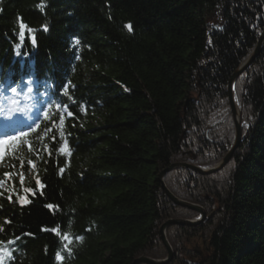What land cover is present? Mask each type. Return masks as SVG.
Instances as JSON below:
<instances>
[{
	"label": "trees",
	"instance_id": "trees-1",
	"mask_svg": "<svg viewBox=\"0 0 264 264\" xmlns=\"http://www.w3.org/2000/svg\"><path fill=\"white\" fill-rule=\"evenodd\" d=\"M263 33L264 0H0V99L39 120L2 162L32 161L37 180L21 202L1 195L0 264L165 260L161 226L198 214L170 202L159 175L227 156L229 82ZM13 87L47 108L17 100ZM235 96L242 142L229 164L165 178L208 215L197 228L168 230L169 264H264V48ZM198 238L204 261L187 248Z\"/></svg>",
	"mask_w": 264,
	"mask_h": 264
},
{
	"label": "bare ground",
	"instance_id": "bare-ground-1",
	"mask_svg": "<svg viewBox=\"0 0 264 264\" xmlns=\"http://www.w3.org/2000/svg\"><path fill=\"white\" fill-rule=\"evenodd\" d=\"M17 93L20 94L18 95V97H17ZM17 93H16L17 100L19 101L25 100L29 107L32 108L34 103L36 102V104L40 108H42V110H45L47 108V106L40 100V98L36 96H32L30 94H25L22 91H17ZM9 113L12 114L13 119L20 120V123L16 125L15 129L5 126L6 121L4 117H6ZM38 121L39 120L36 121L35 113H31L30 115H24L18 106H13V104L8 100L1 102L0 99V132H7L11 135L17 134V131H23L29 133L32 131L33 127L38 123ZM5 156L6 154L2 158H0V198L1 195L3 197H7L8 199H11V197H16V201L21 202V200H24L26 197H29L31 195V191H25V189H29V186H27L26 184L30 181V179L32 181L37 180L36 175L30 172L35 170V165L30 160L19 159L16 163L7 166L4 163H2ZM9 203L12 204V201H10ZM202 209L204 210L203 207ZM205 220L203 221L201 215L198 213V219L192 220L191 222H197V221L205 222ZM0 232H1L0 233V237H1L2 236L1 227H0ZM165 236L167 237V233H165ZM1 242L6 243V241H1ZM0 258H1V248H0Z\"/></svg>",
	"mask_w": 264,
	"mask_h": 264
},
{
	"label": "water",
	"instance_id": "water-1",
	"mask_svg": "<svg viewBox=\"0 0 264 264\" xmlns=\"http://www.w3.org/2000/svg\"><path fill=\"white\" fill-rule=\"evenodd\" d=\"M264 46V33L262 34V36L259 39L258 45L256 50L254 51V53L250 56V58L237 70V72L233 75V77L231 78L230 82H229V86H228V97H229V102H230V106H231V111H232V115H233V119L235 122V140H234V144L232 146V148L230 149V151L228 152L227 156L224 158V160L218 164V166H216L215 168L209 170V171H204L198 167H194V166H190V165H172L171 167H169L167 170L163 171L158 178V182L161 184V188L163 190V192L166 194V196L176 205L182 208H186L189 210H193L197 213H199L203 219V221L206 218V213L204 212V210L196 205L193 204H189L186 202H182L178 199H176L175 197H173V195L167 190L165 184H164V178L167 174H169L170 172H172L173 170L176 169H186L188 171H192L198 175H211V174H215L219 171H221L222 169H224L229 162L231 161V159L233 158L234 152L239 148L242 139V131H241V113L238 109V105L235 101V97H234V85L238 79V75L243 73L245 70H247L248 68H250L253 63L255 62V60L261 55L262 53V48ZM202 221H197V222H191V221H170L166 224H164L160 230H159V236H160V240L162 242V244L164 245V247L167 250L168 253V258L164 261H156V260H152L149 258H140L135 260L132 264H169L174 257V253L173 250L171 248V246L169 245L167 238L165 236V231L172 225H179V226H197L199 224H201Z\"/></svg>",
	"mask_w": 264,
	"mask_h": 264
},
{
	"label": "snow or ice",
	"instance_id": "snow-or-ice-1",
	"mask_svg": "<svg viewBox=\"0 0 264 264\" xmlns=\"http://www.w3.org/2000/svg\"><path fill=\"white\" fill-rule=\"evenodd\" d=\"M20 32H19V36H24L25 31H26V26L23 24L22 20L20 22ZM125 28H127V30L129 32L132 31V25L131 24H127L125 25ZM80 41L77 39L75 40V44L79 45ZM17 55H19V52H17ZM29 84H31V81L28 82ZM18 88L17 87H13L11 89L12 93H17ZM33 91V89L31 87H29L28 89V93H31ZM61 95H67L66 90H62ZM57 107H59V103H57ZM69 115H71V113H69ZM44 116L45 118L48 116V112H44ZM5 121H6V127H10L15 129L16 125L20 123L19 119H13L12 114L9 113L6 117H4ZM61 123H63V116H61ZM36 127H39V125L37 124ZM35 129H33L34 131ZM28 133L27 132H23V131H17V134L15 135H11L7 132H0V158H2L8 151V148L11 146H14L17 144V142H19L23 137L27 136ZM63 139V137H61ZM60 151L65 155V156H70L71 153L69 150H67V140H64V147L60 148ZM64 169L61 168L60 172H63ZM37 183L39 184V181H37ZM42 187V185H41ZM25 191H31L30 189H25ZM33 195H35L36 193L33 192ZM30 203V201H28ZM46 207H48L49 209H51L53 206L51 204L45 205ZM53 232L57 233V235H59V229L54 228L52 229ZM64 241L70 243V239L67 235H65L63 237ZM82 239V237L80 238ZM8 243H14L13 241H9ZM65 247H67V244L65 245Z\"/></svg>",
	"mask_w": 264,
	"mask_h": 264
},
{
	"label": "rangeland",
	"instance_id": "rangeland-1",
	"mask_svg": "<svg viewBox=\"0 0 264 264\" xmlns=\"http://www.w3.org/2000/svg\"><path fill=\"white\" fill-rule=\"evenodd\" d=\"M257 48V47H256ZM263 48H264V46H263ZM262 48V49H263ZM256 50V49H255ZM254 53V52H253ZM259 58V57H258ZM257 58V59H258ZM256 59V60H257ZM255 60V61H256ZM248 70V69H247ZM247 70H245V71H247ZM245 71L243 72V73H241V74H239L238 75V78L242 75V74H244L245 73ZM237 72V71H236ZM235 72V73H236ZM234 73V74H235ZM233 77V76H232ZM238 80V79H237ZM234 97H235V101H236V103H237V105H238V102H237V99H236V96H235V85H234ZM228 101H229V97H228ZM229 107H230V111H231V106H230V102H229ZM238 109H239V111H240V113H241V110H240V108H239V105H238ZM231 116H232V118H233V115H232V111H231ZM241 119H242V113H241ZM233 122H234V119H233ZM241 123H242V120H241ZM234 130H235V122H234ZM241 131H242V124H241ZM241 139H242V136H241ZM234 140H235V131H234ZM223 161V160H222ZM221 161V162H222ZM220 162V163H221ZM219 163V164H220ZM173 165H190V166H194V167H198V168H200V169H202V170H204V171H209V170H211V169H213V168H215L216 166H218V164L216 165V166H213L212 168H202V167H199V166H195V165H192V164H189V163H187V162H184V161H182V162H177V163H175V164H173ZM177 170H186V169H176V170H173L172 172H174V171H177ZM223 170V169H222ZM221 170V171H222ZM221 171H219V172H221ZM192 172V171H191ZM171 173V172H170ZM169 173V174H170ZM194 173V172H193ZM218 173V172H217ZM196 174V173H195ZM216 174V173H215ZM168 175V174H167ZM166 175V176H167ZM211 175H213V174H211ZM166 176H165V178H166ZM203 176V175H202ZM206 176H209V175H206ZM165 178H164V184H165V186H166V188H167V190L173 195V197H175L176 199H178L170 190H169V188L167 187V184L165 183ZM163 191V190H162ZM164 193V192H163ZM164 195L166 196V194L164 193ZM167 197V196H166ZM168 198V197H167ZM168 200L170 201V202H172L169 198H168ZM178 200H180V199H178ZM180 201H182V200H180ZM182 202H184V201H182ZM173 203V202H172ZM174 204V203H173ZM190 204V203H189ZM175 205V204H174ZM193 205H195V204H193ZM176 206V205H175ZM197 206V205H196ZM177 207H179V206H177ZM199 207H201L202 208V206H199ZM179 208H182V207H179ZM182 209H185V210H188V211H192V212H194V213H196V214H198L197 212H195V211H193V210H189V209H186V208H182ZM204 212L206 213V218L208 219V215H207V212L205 211V209H204ZM205 218V219H206ZM197 219H198V217H197ZM197 219H195V220H197ZM170 221H192V220H183V219H173V220H168L166 223H168V222H170ZM206 221V220H205ZM165 223V224H166ZM204 222H202L201 224H199V225H197V226H179V225H172V226H170L166 231H165V233H167L168 232V230L170 229V228H172V227H186V228H197V227H199V226H201L202 224H203ZM164 225V224H163ZM162 225V226H163ZM161 226V227H162ZM167 238V237H166ZM167 241H168V239H167ZM162 243V242H161ZM168 243H169V241H168ZM187 244V248L190 250V251H193V252H197L198 254H199V256L201 257V260H203L204 261V255H205V253H206V243L204 242V240H202L201 238H198V239H193V240H191V242H188V243H186ZM169 245H170V243H169ZM164 246V245H163ZM171 246V245H170ZM165 248V247H164ZM166 249V248H165ZM173 250V249H172ZM167 251V250H166ZM174 253V252H173ZM168 254V253H167ZM168 258V257H167ZM166 258V259H167ZM174 258V257H173ZM165 259V260H166ZM157 261V260H156ZM164 261V260H163ZM172 262V261H171ZM170 262V263H171Z\"/></svg>",
	"mask_w": 264,
	"mask_h": 264
}]
</instances>
